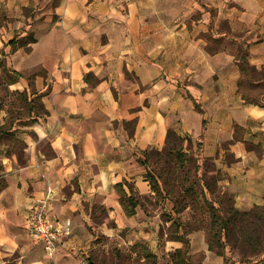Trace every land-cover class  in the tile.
<instances>
[{
    "label": "crops",
    "instance_id": "crops-1",
    "mask_svg": "<svg viewBox=\"0 0 264 264\" xmlns=\"http://www.w3.org/2000/svg\"><path fill=\"white\" fill-rule=\"evenodd\" d=\"M240 46L262 71L264 0H0V264H90L107 227L97 210L124 214L167 264L184 244L159 246L157 219L140 205L126 216L115 186L152 195L138 160L169 130L201 144L238 211L264 210V94L261 106L242 96L257 87L241 75ZM48 187L52 218L71 226L53 258L27 231ZM186 239L172 264H227L204 230Z\"/></svg>",
    "mask_w": 264,
    "mask_h": 264
},
{
    "label": "rangeland",
    "instance_id": "rangeland-1",
    "mask_svg": "<svg viewBox=\"0 0 264 264\" xmlns=\"http://www.w3.org/2000/svg\"><path fill=\"white\" fill-rule=\"evenodd\" d=\"M240 91L253 100L264 91V86L251 90L243 87ZM196 145L187 136L183 137V142L170 137L161 150L152 148L145 155L141 153L138 161L142 157L145 159L144 165L141 164L145 170L144 179L149 173L157 188L156 192L151 189L149 177L146 181L152 195L143 199L138 197L143 212L158 221L154 239L160 246L163 241L176 240L181 234L186 238L193 231L204 230L207 242L227 258V264L231 258L239 261L260 259L264 254V210L234 212L232 197L217 183L221 173L211 161H202ZM204 197L211 202L209 204L219 208L218 212L209 210L203 202ZM218 214L221 218L216 219ZM121 218H125L121 212L113 215L110 212L108 218L105 210L94 212V221L107 222V227L95 234L87 253L90 262L160 264L167 254L148 257L143 247H135V244L144 245L137 241V228H131L130 223ZM168 255L167 264L178 263L177 255ZM202 257L196 256L192 264H198Z\"/></svg>",
    "mask_w": 264,
    "mask_h": 264
},
{
    "label": "trees",
    "instance_id": "trees-1",
    "mask_svg": "<svg viewBox=\"0 0 264 264\" xmlns=\"http://www.w3.org/2000/svg\"><path fill=\"white\" fill-rule=\"evenodd\" d=\"M238 66H239V69L241 70L242 77H244V79L252 81V85L254 87H260V85L262 83H264V69L259 72L255 68H253L249 65L247 48H244L242 46L239 47ZM14 74L17 75L16 73H14ZM257 76H259V79L253 80ZM241 83H242V79L239 81V87H240ZM263 94H264V91L261 94H259L257 97L253 98V100L251 98H249L244 93H242V96L245 98L246 102L261 106V105H263V97H262ZM170 137L173 138L174 140L178 141V142H183V138L181 136H179L173 130L168 131L166 143H168V140L170 139ZM200 147H201V144L197 143V148L199 149V151H200ZM146 152H148V151L146 150V151L142 152V154L145 155ZM142 154H141V156H142ZM139 162H140V164L144 165L145 159H143V157H142ZM149 177H150L151 189H153V191L156 192V190H157L156 182L152 178V176L149 175V173L146 174L145 181L146 180L148 181ZM124 185L128 188L129 192H126L124 190V188H123ZM115 188H116V191L119 195V201H120V204L123 208L125 215L128 217L133 216L136 213V208L139 206V198H138L136 192L134 191L133 186L131 184H129L128 182H124L122 184H117L115 186ZM232 201H233V199H232ZM203 202L207 203L209 210L211 212H218L219 208H215L214 206L209 204L211 202L209 200H207L205 197L203 198ZM233 211L234 212H240L234 207V204H233ZM218 218H221V216L219 214H218L216 219H218ZM177 240L181 241L184 244L185 249L184 250H177L174 254L177 255L178 257L179 256L185 257L187 255V252H188V241L184 237V234H181V236H179V238H177ZM208 245H209V248L212 249V247L209 243H208ZM134 246L135 247H138V246L143 247V252L148 253L147 254L148 257H151V256L153 257L154 254H152L146 246H144L142 244H135ZM219 255H222V254L219 253ZM88 260L90 261V258H88ZM90 264H92V263H90Z\"/></svg>",
    "mask_w": 264,
    "mask_h": 264
},
{
    "label": "built area",
    "instance_id": "built-area-1",
    "mask_svg": "<svg viewBox=\"0 0 264 264\" xmlns=\"http://www.w3.org/2000/svg\"><path fill=\"white\" fill-rule=\"evenodd\" d=\"M55 191L48 187L44 194L31 206L28 215L27 231L30 238L43 247L45 254L53 258L58 244L70 235V223L60 224L51 216V205Z\"/></svg>",
    "mask_w": 264,
    "mask_h": 264
}]
</instances>
